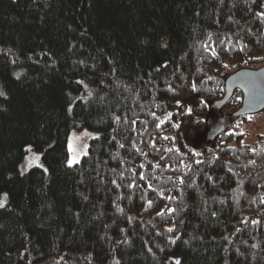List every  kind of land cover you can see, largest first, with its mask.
Segmentation results:
<instances>
[{"label":"trees","instance_id":"1","mask_svg":"<svg viewBox=\"0 0 264 264\" xmlns=\"http://www.w3.org/2000/svg\"><path fill=\"white\" fill-rule=\"evenodd\" d=\"M261 12L0 0V264H264V133L184 137L223 110L229 73L264 64ZM76 127L100 133L69 165ZM27 144L45 168L21 169Z\"/></svg>","mask_w":264,"mask_h":264},{"label":"rangeland","instance_id":"2","mask_svg":"<svg viewBox=\"0 0 264 264\" xmlns=\"http://www.w3.org/2000/svg\"><path fill=\"white\" fill-rule=\"evenodd\" d=\"M222 109L221 112L214 110V112L210 111L209 114L204 115L206 122L203 127L195 129L187 127L184 130L185 139L196 148L216 143L215 138H210L209 135L216 126V123L222 118L225 123H235L239 126L240 130L247 131V135L242 139L243 142H254L258 134L264 133V109L259 112L248 114L246 118L237 113V108L223 107ZM232 129H234V127L229 128V131ZM99 133V130L88 127L72 128L68 137V146L71 145L68 161L75 156L73 163L78 162L88 151L90 139L97 136ZM34 165L46 167L41 151L35 149L31 144H27L21 162V169L28 170Z\"/></svg>","mask_w":264,"mask_h":264},{"label":"water","instance_id":"3","mask_svg":"<svg viewBox=\"0 0 264 264\" xmlns=\"http://www.w3.org/2000/svg\"><path fill=\"white\" fill-rule=\"evenodd\" d=\"M226 94L220 100L219 109H222L225 101L233 94L236 88L242 93V102L237 109L240 115L259 112L264 109V64L258 67H243L227 75L225 79ZM225 124L220 120L209 135L214 138Z\"/></svg>","mask_w":264,"mask_h":264},{"label":"snow or ice","instance_id":"4","mask_svg":"<svg viewBox=\"0 0 264 264\" xmlns=\"http://www.w3.org/2000/svg\"><path fill=\"white\" fill-rule=\"evenodd\" d=\"M257 15H259V16H261V17H264V12L258 13ZM225 66H226V65H225ZM0 95H4V93H3V92H0ZM69 148H70V150H71V145H69ZM73 160H75V156H74L72 159H70V160L68 161L69 165H71V164L73 163ZM6 196H7V194L5 193V194H4V197L6 198ZM3 206H4L3 203L0 202V207H3ZM168 231H173V229L169 228ZM175 264H180V261L177 260V261L175 262Z\"/></svg>","mask_w":264,"mask_h":264}]
</instances>
